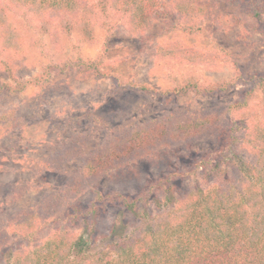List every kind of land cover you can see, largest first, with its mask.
I'll return each mask as SVG.
<instances>
[{
	"label": "rangeland",
	"instance_id": "374dc122",
	"mask_svg": "<svg viewBox=\"0 0 264 264\" xmlns=\"http://www.w3.org/2000/svg\"><path fill=\"white\" fill-rule=\"evenodd\" d=\"M111 1L88 0L94 13L77 15L35 14L14 3H1L20 43L16 51L0 44V85L15 89L0 92V110L15 112L20 125L0 137V264L63 230L82 236L92 251L105 248L142 222L169 214L197 190L216 187L222 173L240 166L249 153L246 139L222 152L218 134L167 147L91 182L70 203L89 206L111 193L132 199L142 196L145 199L136 212L107 205L97 220L86 217L71 223L61 213L58 219L42 223L32 240L16 236L9 219L19 210L36 209L58 193L80 166L79 161L66 164L57 174L34 169L37 162L52 157L57 146L80 139L88 154L108 143L119 129L185 113L219 112L223 128L241 124L235 134L238 138L264 125V88L258 87L244 107L230 108L248 88L243 78L264 75V34L254 32L246 19L241 26L214 30L212 17L234 12L232 7L213 1L212 12L197 24L204 29L196 35L172 31L164 16L166 9L160 10L149 29L131 35ZM261 20L264 28V12ZM168 44L213 52V62L199 65L159 56V46ZM79 58L100 59L104 75L95 78L78 69L61 72L64 64ZM225 83L230 84L229 90L209 92ZM159 180L166 190L173 186V191L158 189V194L147 196L151 186L158 188ZM23 184L30 186L29 191L11 203L9 194Z\"/></svg>",
	"mask_w": 264,
	"mask_h": 264
},
{
	"label": "trees",
	"instance_id": "16d2710c",
	"mask_svg": "<svg viewBox=\"0 0 264 264\" xmlns=\"http://www.w3.org/2000/svg\"><path fill=\"white\" fill-rule=\"evenodd\" d=\"M2 1L17 4L35 14L94 13L88 0H0V44L5 50H18L20 38L6 16ZM213 1H222L234 9V12L212 17L216 32L241 26L246 19L254 32L264 34L261 26L263 0H170L167 4L159 0H112L111 7L126 20L131 35L149 29L162 9H166L164 16L172 31L196 35L204 29L197 24L212 12ZM83 2H87L86 7ZM88 19L93 24L90 16ZM158 50L159 56L177 57L192 64H211L214 58L213 52L203 54L187 44H168L159 46ZM99 66L100 59L83 61L79 58L67 62L60 70L62 73L68 69L84 70L100 78L104 74ZM243 79L248 88L230 106L231 109L244 107L258 87L264 88V75ZM229 89L230 84L225 83L209 92L220 93ZM4 91L8 93L15 89L0 85V92ZM16 115L10 109L0 110V137L2 132L20 125ZM240 125L237 122L223 128L220 113L216 111L185 113L119 129L108 143L88 154L84 153L85 143L80 139L57 146L53 156L37 162L34 169L57 174L66 164L79 161L80 166L58 193L47 197L36 209L19 210L9 219L11 231L16 236L32 240L42 223L58 219L61 213L71 223L86 217L97 220L100 210L107 205L136 212L139 203L145 199L142 196L132 199L111 193L106 198L97 197L89 206L70 203L78 199L91 182L167 147L218 134L222 152L246 139L249 153L240 166L227 168L222 173L221 182L216 187L205 192L197 190L169 214L142 222L129 235L105 248L92 251L82 236L63 230L18 253L7 264H264V125H257L239 139L235 134ZM158 182V188L151 186L145 193L147 196L152 192L158 194V189L164 193L173 191V186L166 190L162 185L164 181ZM29 189V185H20L7 199L15 203Z\"/></svg>",
	"mask_w": 264,
	"mask_h": 264
}]
</instances>
